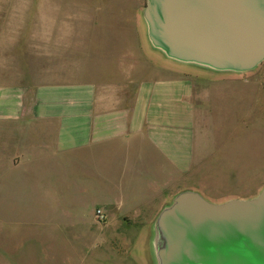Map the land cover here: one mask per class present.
<instances>
[{"label": "crops", "instance_id": "obj_1", "mask_svg": "<svg viewBox=\"0 0 264 264\" xmlns=\"http://www.w3.org/2000/svg\"><path fill=\"white\" fill-rule=\"evenodd\" d=\"M70 18V12L42 9L40 0H31V8L25 0H0L1 170L8 165L16 173H32L45 155L62 166L94 161L105 185L118 161L121 192L98 189L93 203L113 214L156 211L147 225L183 193H197L213 205L260 193L264 173L250 199L205 198L218 191L202 171L219 156L203 140L206 118L214 90L221 97V89L233 84L231 74L239 72L176 61L231 74L208 76L149 63L139 79H93L75 67ZM242 123L238 135L247 129Z\"/></svg>", "mask_w": 264, "mask_h": 264}, {"label": "rangeland", "instance_id": "obj_2", "mask_svg": "<svg viewBox=\"0 0 264 264\" xmlns=\"http://www.w3.org/2000/svg\"><path fill=\"white\" fill-rule=\"evenodd\" d=\"M146 3L40 0L42 9L71 13L75 67L93 79H139L149 63L208 76L231 74L180 64L151 47ZM25 5L31 8V0ZM231 80L221 97L218 87L214 90L206 118L203 140L210 154L218 150L219 155L202 171L218 191L215 197H205L213 203L230 196L252 198L264 173V61L250 71L231 74ZM239 120L247 129L238 135ZM82 164L62 166L45 155L32 173L0 167V264H158L164 243L157 239L169 235L171 227L145 224L156 211L113 214L93 203L98 189L117 196L121 192L115 177L119 162L111 164L105 185L94 161ZM97 210L103 213L101 220L95 217Z\"/></svg>", "mask_w": 264, "mask_h": 264}, {"label": "water", "instance_id": "obj_3", "mask_svg": "<svg viewBox=\"0 0 264 264\" xmlns=\"http://www.w3.org/2000/svg\"><path fill=\"white\" fill-rule=\"evenodd\" d=\"M144 19L151 45L171 59L233 72L264 61V0H147ZM160 222L171 230L157 239L158 264H193L185 255L196 250L223 264H264V185L222 205L180 194Z\"/></svg>", "mask_w": 264, "mask_h": 264}, {"label": "bare ground", "instance_id": "obj_4", "mask_svg": "<svg viewBox=\"0 0 264 264\" xmlns=\"http://www.w3.org/2000/svg\"><path fill=\"white\" fill-rule=\"evenodd\" d=\"M186 259H191L193 264H223L219 262L210 253H203L201 250H196L192 253H187Z\"/></svg>", "mask_w": 264, "mask_h": 264}, {"label": "built area", "instance_id": "obj_5", "mask_svg": "<svg viewBox=\"0 0 264 264\" xmlns=\"http://www.w3.org/2000/svg\"><path fill=\"white\" fill-rule=\"evenodd\" d=\"M95 217L97 220H101L103 218V213L100 210H97Z\"/></svg>", "mask_w": 264, "mask_h": 264}]
</instances>
